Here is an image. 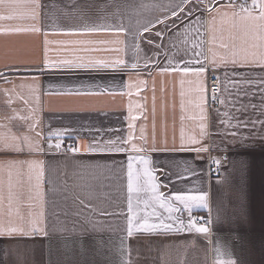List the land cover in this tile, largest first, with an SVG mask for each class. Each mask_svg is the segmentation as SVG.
Wrapping results in <instances>:
<instances>
[{"label":"crops","instance_id":"obj_1","mask_svg":"<svg viewBox=\"0 0 264 264\" xmlns=\"http://www.w3.org/2000/svg\"><path fill=\"white\" fill-rule=\"evenodd\" d=\"M40 3L44 7L35 10V18L31 8L0 5V16L12 17L0 19V73L5 74L0 75V135L34 137L28 124L37 123L35 131L42 135L36 140L44 150L43 154H29L27 149L20 155L0 154V221L16 222L21 217L27 219L29 213H43L41 219L47 235L42 232L0 239V264H264V128L259 123L255 129L251 123L247 128H236L239 120L264 121L258 83L264 78V71L259 66L237 65L233 69L230 63L227 68L208 67L200 77L160 71L169 63L183 67V62L189 59L193 60L192 67L199 66L195 60L208 66L210 48L221 63L219 58L228 50L220 46L219 39L209 44V38L215 34L232 43L228 39L234 31L231 3L243 2L203 0L196 8L192 5L197 0H192L182 15L177 10L179 19L164 11L175 0H40ZM204 7L211 11L199 10ZM189 9L193 19L201 18L195 27L203 33V46L193 49L189 42L170 49L169 34L181 28ZM153 17L165 23L153 19L150 31L140 29V39L130 34ZM84 24L112 26V29L69 31ZM162 24L166 25L163 29ZM116 25L124 30L115 31ZM195 39L196 33L192 32L190 40ZM161 44L162 48L156 47ZM236 44L239 50L240 41ZM117 48L122 50L114 51ZM195 51H202L203 55L194 56ZM45 56L50 64L63 60L75 62L78 58L88 63L119 57L129 66L118 71L69 66L45 69ZM133 63L137 64L136 69L131 68ZM225 72L229 78H251L254 83L246 91L257 95H238L225 80ZM208 76L220 77L218 107L208 109L204 93L205 119L201 121L197 81L205 87ZM253 104L257 105L255 110ZM241 105L247 106V110L237 111ZM130 115L136 119L130 121ZM221 120L228 123L221 125ZM130 122L135 126L132 143L142 149L131 154L149 158V167L156 169L154 174L167 185L161 186L160 192L206 194L208 207L191 213L211 219V224L205 225L210 229L207 234L185 228L127 237L129 153H92L87 145L94 139L102 142L128 137ZM201 123L205 125L203 137ZM225 129L238 135L234 138L231 134H214ZM55 130L65 132L61 144L72 140L79 151L50 150L49 140L43 137ZM192 139L197 143L190 144ZM50 142L54 145L55 137ZM182 143L185 149L206 150L200 153L181 150ZM28 160L43 162L39 200L32 190L37 169L29 170L27 164L22 168L7 166L9 161ZM213 168L216 169L211 173ZM88 189L94 193L91 200L85 197ZM151 195L146 185L144 191L132 194L138 216L155 208L158 214L167 217L164 209L151 201ZM145 200L149 201L148 205L138 203ZM172 204L182 207L175 201ZM191 213L181 211L173 215L187 225ZM149 221L156 222V218L150 216Z\"/></svg>","mask_w":264,"mask_h":264},{"label":"snow or ice","instance_id":"obj_2","mask_svg":"<svg viewBox=\"0 0 264 264\" xmlns=\"http://www.w3.org/2000/svg\"><path fill=\"white\" fill-rule=\"evenodd\" d=\"M203 3V0H197L196 4H193V7L199 8V5ZM192 4V0H175V3L172 4L170 8L164 9L165 12H170L172 17H177L179 10L180 14L182 15L185 11V6ZM0 5L13 8V7H26L31 8L32 10V18H35L36 9H43L44 5L40 3V0H0ZM214 6V5H213ZM225 7H228L227 5ZM238 9V10H237ZM201 11H211L210 8L204 7L199 9ZM230 10L232 12L233 18V32L229 33L228 39L232 41L231 44L224 41L223 37H217L213 34L210 38L208 43L215 44L217 40H220V46L224 49L228 50V53L224 57H220L221 63L217 62L216 53L209 49L211 52V58L209 61V65L205 66L201 61L195 60V63L199 65L198 67H192L193 60L189 59L184 61V66L181 67L180 64L172 65L169 63L165 67L161 68V72H169V71H178L183 72L185 74L192 73L197 77L203 76L208 67L213 69H218L222 65L227 68V65L230 63L235 69L237 65L246 66V67H254L259 66L260 70L264 71V0H251V3L248 4L247 0H244L243 3L236 5L235 3H231ZM189 14L185 20L181 21V28L174 32V34H169V48H177L178 44L187 45L189 42L192 44L193 49H201L203 46L202 36L203 33L200 32L198 27L195 25L200 24L201 18L193 19V12L191 9L188 10ZM12 17H3L0 16V19H11ZM153 19H155L156 23H165V21L160 20L157 17H153L152 19L147 20L144 24H141L135 31L131 32L130 34L135 36L136 39H140V29L142 28L144 32H148L151 30ZM175 27V26H174ZM112 29V26H99V25H88L84 24L79 28H70V32L75 31H84V32H97V31H109ZM30 29H15V31H28ZM35 31H40V29H31ZM115 31L122 32L124 29L120 25L115 26ZM196 33V39L190 40L191 33ZM158 36H162L163 33H156ZM181 37L183 39L181 40ZM240 41L239 50H237L236 41ZM47 43V41H46ZM63 43V42H57ZM74 43H98L104 44L108 43L107 41H75ZM151 43V41H149ZM157 48H162L163 45H156ZM89 50V49H86ZM122 49L117 48L114 51L120 52ZM47 52V50H45ZM230 53L231 59H228V54ZM187 54V52L185 53ZM159 55V53L155 54ZM202 51H195L194 56H202ZM61 67V66H69V67H77V68H85L91 67L97 70H112L118 71L122 68L128 67L129 65L123 58H115L112 60H104V59H97V60H90L88 63H83L79 61H58V62H50L45 56L44 60V68L47 69L49 67ZM132 69L137 68V64H131ZM0 75H5L0 73ZM212 79L217 81L219 85L221 83L219 76H213ZM225 80L231 84L233 88L237 90V94H243L244 97L248 96H256V92H248L246 89L251 86L254 81L247 77H237L233 76L231 78L228 77L227 72H225ZM260 84V95H261V104H264V78H260L258 81ZM197 89L196 91L200 94V104L198 105L201 110V121L205 119L204 115V93L206 91L205 87L200 86V81H197ZM227 90V89H224ZM218 96L216 94V89L213 90V93L210 95L209 100L210 102H217ZM221 104L224 103L223 100L219 101ZM251 107L255 110L257 105L253 104ZM247 110V106L241 105V108L237 111ZM129 112L131 113V107L129 108ZM218 112V110H217ZM261 114L264 115V109L261 110ZM25 121L28 120V117L24 118ZM136 119L135 116H129L130 121H134ZM221 125L227 124L228 121L221 120ZM249 123H251V128L255 129L257 127V123H259L261 128H264V121L256 120H239L236 128L239 130L241 128H247ZM38 124L37 123H29L28 129L34 133V137L29 135L24 136H8V135H0V154L8 155L15 153L17 155L24 154L25 150L27 149L28 153H40L43 154L44 150L39 147L36 138L41 137L40 132H36ZM134 124L129 123V135L126 138L117 137L115 139H108V140H97L94 139L89 145H87V150L92 153L101 152V153H108V154H120V153H129L126 159V169H127V217H126V234L128 238L133 237L134 233H155L157 230L162 231H183L185 228L188 231L195 230L197 233L207 234L209 232V227H206V224H211V219H200V224L197 226L196 222L189 218L187 225L184 221L178 217L173 215L174 213H178L181 211H187L191 213L194 209H206L208 207L207 204V196L204 192H200L199 194L192 195L187 194L185 192H172L171 195H166L165 193L160 192L158 189L161 186H167L162 183L158 179V177L154 174L156 169L149 167L151 161L147 156L144 155H132L131 153L136 152L140 153L142 149L137 148V146L132 143L133 140V130ZM200 135L203 137L205 135V125L204 123L200 124ZM99 131V130H97ZM111 131V130H109ZM251 131V129H249ZM214 134H221V135H228L231 134L235 138L238 135V132L229 133L228 129H225L223 133H214ZM65 132L63 130H55L54 132H48L47 136H44V139L49 140L48 148L51 150L55 148L57 152L61 149V141ZM55 137L56 143L53 145L50 141L52 138ZM144 137L141 136V139ZM183 141V137H181ZM190 144H196L197 141L195 139L190 140ZM131 145V147H127ZM69 150L73 153L78 152L79 149L72 148L69 146ZM181 150H192L197 153L205 151L206 149L203 147H197L194 149H185L183 143L181 144ZM155 151V149H152ZM219 163V161H215ZM27 164L29 170L37 169L35 173V185L32 190L36 192V200L40 198V185L42 182V178L44 176V167L43 162L36 161V160H28V161H9L7 162V166L9 168L15 167L19 165L21 168ZM136 165L142 166L141 168H137ZM123 167V165H122ZM167 176V173H164ZM186 178V177H184ZM31 179V177H30ZM175 182V181H172ZM145 185L147 186V190L152 194L151 201L158 205L159 208L164 209V212L167 213V217L162 216L157 213L155 208L151 212H146L144 216H138V212L136 207L133 203L132 194L134 192H141L145 190ZM11 187V184H10ZM85 197L89 200L94 198V193L91 189L85 191ZM172 201L178 202L179 205L182 207H174ZM144 203L148 205L149 201H139L138 203ZM9 203L11 204V193L9 195ZM83 204V201H80ZM43 213H36L35 215L32 213L28 214V218L25 219L23 217L19 218L16 222L12 220H8L7 222L0 221V239H11L17 236L22 237H29L35 236L40 233L45 232L44 221L41 219L43 217ZM155 217L156 222H150L149 217ZM170 221V222H166ZM123 243V241H121ZM232 264V262H229Z\"/></svg>","mask_w":264,"mask_h":264},{"label":"built area","instance_id":"obj_3","mask_svg":"<svg viewBox=\"0 0 264 264\" xmlns=\"http://www.w3.org/2000/svg\"><path fill=\"white\" fill-rule=\"evenodd\" d=\"M240 2H244V0H239ZM248 1V0H247ZM205 101H206V106L208 109H214L218 107V102H210L209 97L213 93V90L216 89V94L217 96L219 95L220 92V84H217V81L212 79V76H208L205 84ZM69 146L72 148H75V143L72 140H68L63 142L61 149L59 150V153H71L72 151L69 150ZM216 168H213L210 172L213 173ZM191 219L196 222V224H200V219L199 218H204L202 215L198 213H191L190 215ZM206 219V218H204Z\"/></svg>","mask_w":264,"mask_h":264},{"label":"trees","instance_id":"obj_4","mask_svg":"<svg viewBox=\"0 0 264 264\" xmlns=\"http://www.w3.org/2000/svg\"><path fill=\"white\" fill-rule=\"evenodd\" d=\"M165 27H166V25H165V24H162L161 29H163V28H165Z\"/></svg>","mask_w":264,"mask_h":264}]
</instances>
